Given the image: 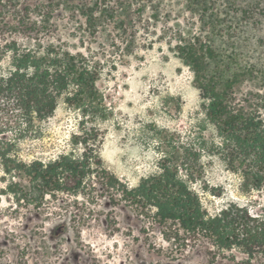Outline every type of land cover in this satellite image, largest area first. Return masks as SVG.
<instances>
[{
	"label": "rangeland",
	"instance_id": "1",
	"mask_svg": "<svg viewBox=\"0 0 264 264\" xmlns=\"http://www.w3.org/2000/svg\"><path fill=\"white\" fill-rule=\"evenodd\" d=\"M117 1L133 3L122 42L115 41L117 33L107 25L94 37L88 36L76 13L65 10L55 14L47 35L36 34L41 21L38 7L47 0H0V33L21 46L33 45L29 30L6 27L15 16L22 17L16 10L20 4L21 14L28 9L31 20L27 21L37 23L34 34L41 45L53 43L72 54L102 55L111 114L97 122L100 154L111 173L135 188L158 171L170 145L197 143L201 138L219 144L205 117L191 66L199 62L200 50L210 47L217 54L216 61H208V71L226 66V77L238 74L234 90L238 102L245 105L264 93V0ZM190 49L197 56L187 55ZM9 63L7 56L0 73L7 72ZM81 121L77 109L61 102L42 124L38 139L20 141V158L49 160L70 152L72 136L83 127ZM214 151L203 155V178L195 185L208 212L214 215L237 205L264 218V191H245L241 174L230 170ZM6 185L0 169V191ZM51 211L27 209L0 192V264H261L238 249L211 255L215 250L206 241L180 251L159 228L147 229L130 210L118 208L109 215L112 209L105 198L86 222L81 217L89 212L83 206L63 219H52Z\"/></svg>",
	"mask_w": 264,
	"mask_h": 264
},
{
	"label": "trees",
	"instance_id": "2",
	"mask_svg": "<svg viewBox=\"0 0 264 264\" xmlns=\"http://www.w3.org/2000/svg\"><path fill=\"white\" fill-rule=\"evenodd\" d=\"M17 6L22 17L15 16L6 27L29 30L33 45L21 46L0 33V64L7 56L10 60L7 72L0 73V169L7 181L0 192L27 209L47 212L52 208L48 213L52 219H63L83 206L89 212L82 215L84 222L105 198L112 209L109 215L118 208L130 210L147 229L159 228L163 238L180 251L206 241L215 250L211 255L238 249L264 264V218L237 205L211 215L195 189L203 178V155L217 149L227 167L241 174L245 191H264V93L245 105L238 102L234 91L238 74L226 77V66L208 71V61H216L217 54L210 47L200 50L199 62L191 66L205 117L219 144L201 138L197 143L170 145L158 162V171L131 188L105 167L100 154L97 122L111 114L104 93L102 55L72 54L53 43L41 45L34 34L37 23H29L28 9L22 10L23 15ZM132 9V2L117 0H47L38 7L41 21L36 34L47 35L55 14L65 10L76 13L88 36L94 37L107 25L117 33L115 41L122 42ZM120 52L123 57L124 51ZM187 55L197 56L192 49ZM61 102L77 109L82 118L81 131L72 136L73 150L49 160L24 161L18 154L20 141L38 139L42 124L54 116Z\"/></svg>",
	"mask_w": 264,
	"mask_h": 264
}]
</instances>
